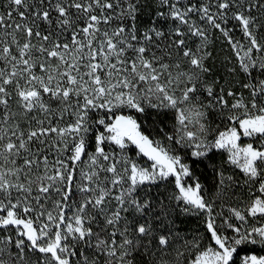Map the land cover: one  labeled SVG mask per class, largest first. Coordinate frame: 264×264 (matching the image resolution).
<instances>
[{"label": "snow or ice", "instance_id": "6c2138e0", "mask_svg": "<svg viewBox=\"0 0 264 264\" xmlns=\"http://www.w3.org/2000/svg\"><path fill=\"white\" fill-rule=\"evenodd\" d=\"M257 247L264 0H0V264Z\"/></svg>", "mask_w": 264, "mask_h": 264}, {"label": "trees", "instance_id": "16d2710c", "mask_svg": "<svg viewBox=\"0 0 264 264\" xmlns=\"http://www.w3.org/2000/svg\"><path fill=\"white\" fill-rule=\"evenodd\" d=\"M195 226H196V222L195 221H192L189 225H186V227H189V228L195 227ZM251 248H252V246H249V249H251ZM243 252H247V250H243L240 253H243ZM254 252L255 253H261V252H264V250H262L259 247H257L256 249H254ZM235 259H236V264H238L239 256H237Z\"/></svg>", "mask_w": 264, "mask_h": 264}, {"label": "rangeland", "instance_id": "374dc122", "mask_svg": "<svg viewBox=\"0 0 264 264\" xmlns=\"http://www.w3.org/2000/svg\"><path fill=\"white\" fill-rule=\"evenodd\" d=\"M245 254H252L251 252H243V253H240L239 255V260H238V264H240V259L245 255ZM257 255H264V252H261V253H255Z\"/></svg>", "mask_w": 264, "mask_h": 264}]
</instances>
